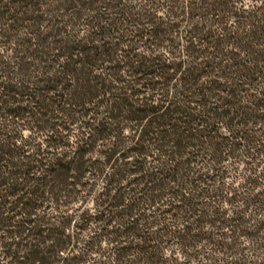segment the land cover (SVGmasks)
I'll list each match as a JSON object with an SVG mask.
<instances>
[{
	"label": "trees",
	"instance_id": "1",
	"mask_svg": "<svg viewBox=\"0 0 264 264\" xmlns=\"http://www.w3.org/2000/svg\"><path fill=\"white\" fill-rule=\"evenodd\" d=\"M254 1L0 0V264H264Z\"/></svg>",
	"mask_w": 264,
	"mask_h": 264
},
{
	"label": "rangeland",
	"instance_id": "2",
	"mask_svg": "<svg viewBox=\"0 0 264 264\" xmlns=\"http://www.w3.org/2000/svg\"><path fill=\"white\" fill-rule=\"evenodd\" d=\"M243 5L245 6V7H251V5L252 4H254L255 3V1L254 0H243ZM28 133V131L26 130L25 132H24V135H26ZM245 244H247V242L245 241ZM247 259H251V260H256V257L254 256V255H252L250 252H248L247 253Z\"/></svg>",
	"mask_w": 264,
	"mask_h": 264
}]
</instances>
